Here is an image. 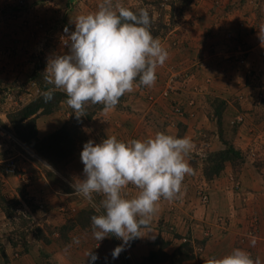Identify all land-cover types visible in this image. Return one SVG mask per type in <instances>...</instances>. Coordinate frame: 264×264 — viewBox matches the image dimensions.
<instances>
[{
    "label": "rangeland",
    "instance_id": "374dc122",
    "mask_svg": "<svg viewBox=\"0 0 264 264\" xmlns=\"http://www.w3.org/2000/svg\"><path fill=\"white\" fill-rule=\"evenodd\" d=\"M196 1L0 0V52L5 54L0 58V127L5 126L14 132L30 152L51 163L48 164L50 168H44L48 180L72 192L63 200L55 192L57 186L49 190L47 187L42 188V197L32 195L29 187L40 176L35 174L34 166L42 168L41 164H19L20 171L6 174L8 187L0 193V264H8L7 252L1 240L13 246L14 258L23 251L31 255L30 261L24 264H108L112 254H129L125 247L134 245L138 234L133 231L120 234L113 214L107 211L111 204L104 199L105 188L92 184L88 186L91 182L86 183L87 179H81L82 183L76 185L67 180L68 176L67 179L60 177L56 170H63L74 158L77 144L85 139V128L94 116L124 97L125 83L134 81L140 85L141 82L144 90L147 89L144 100L155 107L151 111L153 114L155 109V114H158L155 119L176 113L172 96L176 97V103L186 99L189 94L184 89L188 90L186 84L191 73L183 67L186 57L172 53H179L183 43L170 31L174 27L180 30L188 21H198L200 16L192 10L193 2ZM218 6L240 10L252 8L250 11L254 12L252 18L248 14L240 19L235 18L232 21L236 22L234 27H217V37L214 36V41L206 47L213 53L216 50L220 52V48L226 51L228 61L239 50L234 58L244 64V52L241 51L248 48L247 34L250 32L249 35L253 36L259 30L264 32V0H213L212 7ZM146 11L153 23H149L147 17L144 30L122 31L114 27L119 13ZM241 28H244L245 33L242 34ZM215 42L219 48L214 46ZM157 45H160L159 51H163L161 58L159 51L153 54ZM110 72L115 75L116 81L110 80ZM208 78L214 81V76ZM150 79H157L159 84L150 82ZM259 94L257 97H260ZM244 96L246 93L242 92L236 97L239 104ZM192 98H195L194 95ZM209 101L215 117H219L221 139L226 149L232 142L222 136L223 131L231 126L223 114L224 101L216 96H211ZM33 102L40 104L39 110L28 119H20L19 111ZM149 111L142 112L141 123L144 127H149L147 118H144V114ZM47 120L58 127L46 136L61 128H66L68 132L72 154L65 161L54 163L33 147L37 142L31 133L33 126L27 122L35 123L37 138L43 139L46 136H39V126L42 128ZM239 121L243 120L240 118ZM153 124L158 123L155 121ZM237 125L234 123L231 127ZM178 127L176 143L179 145L185 129L181 124ZM21 131L30 136V140L25 139ZM13 148L22 151V157L28 154L22 146L0 136V156ZM214 152L204 150L195 153V157H191L192 162H200L207 173V170L211 171L217 166V161L213 160ZM242 154L241 160L236 157L228 161L234 172L247 160V153ZM157 156L149 153L141 157L140 161L146 160L148 164L147 168H141V172L148 178L143 176V180L136 181L129 179L127 184L135 182L130 185L131 192L139 190L150 193L151 185L148 182L153 181L156 171H159ZM9 158L11 156L0 157V166L3 167ZM94 178L92 175L91 179ZM161 196L158 190L152 193L153 198L160 199ZM143 224L141 218L135 220L136 226ZM119 240L124 242L123 247H120ZM167 247V241L159 236L155 249L147 257L155 261L171 256L182 258L195 255L189 243L172 254L167 251ZM61 252L64 255L58 258L60 263H56L52 257L54 253Z\"/></svg>",
    "mask_w": 264,
    "mask_h": 264
},
{
    "label": "crops",
    "instance_id": "0c3cea01",
    "mask_svg": "<svg viewBox=\"0 0 264 264\" xmlns=\"http://www.w3.org/2000/svg\"><path fill=\"white\" fill-rule=\"evenodd\" d=\"M212 4L213 0L193 2V13L200 16L198 21H188L180 30L174 27L170 31L183 43L179 53H172L186 57L183 67L191 73L186 84L188 90L184 89L189 99L186 97L176 103V97L172 96L176 113L155 119L158 116L155 109L151 113L155 107L144 100L147 89L144 90L141 82L140 85L134 81L125 83L124 97L94 116L85 128V139L77 144L74 158L63 170H56L60 177L67 179L68 176L67 180L76 185L82 183L81 179H87L86 183L91 182L88 186L104 187V199L111 204L107 211L113 214L120 234L137 232L135 244L125 247L129 254H112L108 264H264V32L259 30L253 36L250 32L247 34L248 48L241 51L244 52V64L235 60L239 50L229 61L226 51L221 48L215 54L209 52L206 47L217 37V27H234L236 22L232 21L235 18H243L246 14L252 18L254 15L250 11L252 8L227 9L228 6L212 7ZM241 32L245 33L244 28ZM214 46L217 47V43ZM156 50L153 54L160 50V45ZM4 55L0 52V58ZM162 55L163 51H159V58ZM106 75L109 79V70ZM209 76H214V81ZM113 79L116 81L110 72V80ZM209 81L213 83L209 84ZM150 82L159 84L157 79ZM242 92L246 96L239 104L236 97ZM211 96L224 101L223 114L227 123L238 124L224 130L223 138L247 153V160L237 172L227 161L220 175L209 178L201 163H193L191 157L204 150L220 151L226 146L221 139L219 117H215L209 101ZM145 109L150 110L144 114L148 129L141 123ZM240 118L243 121H239ZM154 119L158 124H153ZM179 124L185 134L178 145ZM57 127L47 120L42 128L39 126V136L44 137ZM21 153L13 148L0 157L13 156L19 164L42 165V168L34 166L35 174L40 176L29 187L32 195L42 197V188L49 190L55 186L61 200L72 193L48 180L44 168H50L48 164L51 163L33 154H23V158ZM149 153L158 155L159 161L154 183L147 180L151 185L150 193L131 192L130 185L135 182L127 184V181L146 177L141 168H147L148 164L140 159ZM8 182L9 179L0 185V193L6 191ZM203 189L209 192L208 202H203L198 194ZM154 190L161 192L160 199L152 197ZM139 218L144 224L136 226L135 220ZM159 236L167 241L169 253L189 243L195 255L148 261L146 257L155 249ZM1 242L7 252L8 264L30 261L31 255L25 251L14 258L13 246L4 240ZM119 243L123 247L124 242L119 240ZM63 255V252L54 253L52 258L60 263L58 258Z\"/></svg>",
    "mask_w": 264,
    "mask_h": 264
},
{
    "label": "trees",
    "instance_id": "16d2710c",
    "mask_svg": "<svg viewBox=\"0 0 264 264\" xmlns=\"http://www.w3.org/2000/svg\"><path fill=\"white\" fill-rule=\"evenodd\" d=\"M150 19L149 23H153L151 18H149L148 12L143 13H136V12H122L117 15L114 21V27L122 30V31H131V30H144V24L146 23V19ZM40 104L36 105V103H31L25 106L22 110L19 111V114H21L20 119H28L32 114L36 113L39 110ZM32 121V120H30ZM27 122L28 125L33 126V130H31L32 135H34V141L37 143L34 144V146L31 145L44 157H46L49 160H53L52 162H62L63 160H67L69 156L72 154V149L69 146V139L67 135L66 128H61L60 130L54 132L53 134L46 136L43 139L37 138V128L35 126V123L33 122ZM23 137L27 140H30V136L25 134L23 131H21ZM36 136V138H35ZM228 145V144H227ZM212 154V153H211ZM242 152H240L239 149H236L234 145L229 144V146L226 149L215 151L213 153V160L217 161V166L214 169H211V171L207 170V173L205 172V175L209 178L213 176L219 175L225 168V163L229 160H233L237 157V159L241 160ZM210 160V158H209ZM212 160V159H211ZM243 161V159H242ZM54 162V163H55ZM182 258H188V257H182ZM177 258V259H182ZM148 261H153L150 258L147 257ZM157 261V260H155Z\"/></svg>",
    "mask_w": 264,
    "mask_h": 264
},
{
    "label": "built area",
    "instance_id": "2783aa9c",
    "mask_svg": "<svg viewBox=\"0 0 264 264\" xmlns=\"http://www.w3.org/2000/svg\"><path fill=\"white\" fill-rule=\"evenodd\" d=\"M0 136L22 146L28 154H33L35 156H38L37 154H35L32 151L30 152L29 149L20 141V139L16 137L14 132L7 129L5 126L0 127ZM15 171L16 172L20 171L19 161L17 160V158L11 157L4 162L3 167L0 166V185L4 184L6 174H8L10 172H15ZM20 173L23 177L25 176V174L23 172H20ZM200 197H201L203 202H208L209 201V192L207 190H204V189L201 190L200 191Z\"/></svg>",
    "mask_w": 264,
    "mask_h": 264
}]
</instances>
